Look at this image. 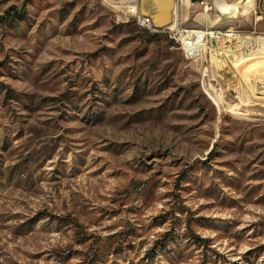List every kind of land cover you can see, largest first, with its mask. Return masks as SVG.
Wrapping results in <instances>:
<instances>
[{
    "label": "rangeland",
    "instance_id": "374dc122",
    "mask_svg": "<svg viewBox=\"0 0 264 264\" xmlns=\"http://www.w3.org/2000/svg\"><path fill=\"white\" fill-rule=\"evenodd\" d=\"M138 4L0 0L20 14L0 21V264H264V105L232 62L264 63L257 0H180L181 29L210 4L250 39L213 62L212 101Z\"/></svg>",
    "mask_w": 264,
    "mask_h": 264
},
{
    "label": "bare ground",
    "instance_id": "6f19581e",
    "mask_svg": "<svg viewBox=\"0 0 264 264\" xmlns=\"http://www.w3.org/2000/svg\"><path fill=\"white\" fill-rule=\"evenodd\" d=\"M187 1H189V0H186V3H187ZM172 3H173L172 17H171L172 20H171V22H169L166 25L169 26L170 29H176L177 26L179 25L177 23V17H178V11L180 8V0H151V2H149V0H144L143 5L141 7L138 5V12H139V14H140V12L141 13H150L152 15V17H149L148 15L140 14V16L137 15V19H141L143 22H153V24L157 25V26H164V25L160 24L158 22V20L154 17L153 12L154 11L155 12L161 11L160 14L161 13L164 14L161 16H163L164 18H167L168 14H169V9H170ZM209 5L205 6L204 13H202L200 15L199 14L196 15V20L205 25L202 28H205V27L208 28L205 30L208 31L207 34H208V37H210L209 42H211V44H212V45H210V47H211V50H210L211 67L210 68H212L214 65V63H213L214 61L217 63L223 64V62H224L223 59L228 52H232V51L236 52V50H234L235 47L233 45L240 44L241 46H243L242 48H244V45H247L248 43H250V39L249 38H241L239 36V34H237L236 31H234L232 29H230L231 33L230 32L221 33L220 32L221 30L213 29L212 26L215 25L216 22H218L219 18H215V19L213 18L214 19L213 20L210 17V15L207 14V12L209 11ZM128 10L134 12L135 6L134 5L129 6ZM223 10H225L227 12V14H232V16H229V17L236 16V12L238 11V9H236V8L229 9V10L224 8ZM126 13H128V12H126ZM166 15H167V17H166ZM151 18H152V20L150 21L149 19H151ZM195 29H200V28H185L186 31L184 30V32L190 33L191 30H195ZM213 40L216 41V44H214V45H213ZM256 43L257 44H256L255 53H257V54L264 53V35L261 37H258V40L256 41ZM241 46H239V47H241ZM234 56L235 57H233V60L232 59L231 60L233 62V65L236 68V74H238V75H236V77L237 76L239 77V81L241 83L242 92H243L242 100L244 99L245 103L255 102V103H259L261 105H264V63L258 64L259 62L256 63L255 61H253L254 63L252 64V68H250L251 67V65H250V67H249L250 69L248 68L246 71L244 70L245 72L243 74H239V72L242 71L239 69L240 65L244 66L245 64H248L252 60L240 59L239 57L237 58V54ZM203 59H204V53L201 52L199 58L197 59V61L195 60V62L197 63L198 68L201 69L200 71L203 74L208 75V73H209L208 69L207 68L205 69L203 67V65H204ZM260 62H262V61H260ZM191 63H193V62H191ZM238 66H239V68H238ZM249 73H251V75ZM250 76H253V78H251L250 80L255 81V82H260L262 84V87L260 88V91H259L260 92L259 95L253 96L251 93V92H253V91H251L252 89L249 90V88L247 86H244L246 84H254V83H248L249 82L248 78ZM206 87L207 88H206L205 93L207 94L208 98L211 99V97H212L213 99L216 100L218 95H216L215 92H221L220 88L219 87L215 88L211 83L206 84ZM208 93L211 95V97L209 96ZM244 100H243V102H244ZM262 108H264V107H262ZM235 110H238L237 114H239V115H257V114H260L261 111H264V109L259 110L260 112L259 111H257V112L250 111L249 109H245V110L235 109Z\"/></svg>",
    "mask_w": 264,
    "mask_h": 264
},
{
    "label": "built area",
    "instance_id": "2783aa9c",
    "mask_svg": "<svg viewBox=\"0 0 264 264\" xmlns=\"http://www.w3.org/2000/svg\"><path fill=\"white\" fill-rule=\"evenodd\" d=\"M257 9L260 13V17L261 18L264 17V0H257ZM135 22H136V24H139L140 29L146 30L148 32L155 33L156 31H161V29H162V31L168 33L169 38L177 44V46L180 48V50L183 54L184 59L187 60L188 62H195V60L197 61L201 52L204 53V59H203L204 65H203V67L205 69L207 68L209 71L208 75L203 74L201 72L203 79L204 80L208 79V81H204V80L202 81V83L204 84V92H206V88H207L206 84H208V83L212 84L211 81H214V76H213L214 73L212 72V70L210 68L211 67V63H210L211 47H210V45H212V44H211V42H209L210 37H208V34H207L208 31L205 30L208 28L200 27V29L191 30L190 33H186V32H184L185 28L181 29L180 27L177 26L176 29H170L169 26H167V25L162 26V27H158V26L154 25L153 22H143L141 19H137L136 16H135ZM230 29H232V28L226 29L224 31L221 30L220 32L221 33L230 32ZM214 44H216L215 40H213V45ZM215 69H216V67H213V70H215ZM214 87L218 88L217 86H214Z\"/></svg>",
    "mask_w": 264,
    "mask_h": 264
},
{
    "label": "trees",
    "instance_id": "16d2710c",
    "mask_svg": "<svg viewBox=\"0 0 264 264\" xmlns=\"http://www.w3.org/2000/svg\"><path fill=\"white\" fill-rule=\"evenodd\" d=\"M7 14H10L9 12H7ZM15 17L16 18H19L20 17V14L19 13H16V14H12L8 19L6 17H0V21H6L8 22L9 24L13 23V21L15 20Z\"/></svg>",
    "mask_w": 264,
    "mask_h": 264
},
{
    "label": "crops",
    "instance_id": "0c3cea01",
    "mask_svg": "<svg viewBox=\"0 0 264 264\" xmlns=\"http://www.w3.org/2000/svg\"><path fill=\"white\" fill-rule=\"evenodd\" d=\"M171 17V16H170ZM171 18H169L168 19V17L167 18H164L163 16H161L160 18H159V23L160 24H162V25H166V24H168L169 22H171ZM177 23H179V21H178V19H177Z\"/></svg>",
    "mask_w": 264,
    "mask_h": 264
},
{
    "label": "water",
    "instance_id": "95a60500",
    "mask_svg": "<svg viewBox=\"0 0 264 264\" xmlns=\"http://www.w3.org/2000/svg\"><path fill=\"white\" fill-rule=\"evenodd\" d=\"M143 1L144 0H139V6L141 7L142 5H143ZM192 3H199L201 0H190ZM140 14H142V15H145L144 13H141L140 12ZM165 26V25H164ZM159 27H162V26H159Z\"/></svg>",
    "mask_w": 264,
    "mask_h": 264
}]
</instances>
